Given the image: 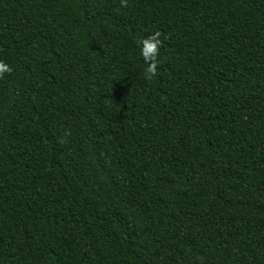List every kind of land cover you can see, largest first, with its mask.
I'll list each match as a JSON object with an SVG mask.
<instances>
[{
	"label": "trees",
	"instance_id": "1",
	"mask_svg": "<svg viewBox=\"0 0 264 264\" xmlns=\"http://www.w3.org/2000/svg\"><path fill=\"white\" fill-rule=\"evenodd\" d=\"M0 62V264H264V0H0Z\"/></svg>",
	"mask_w": 264,
	"mask_h": 264
},
{
	"label": "clouds",
	"instance_id": "2",
	"mask_svg": "<svg viewBox=\"0 0 264 264\" xmlns=\"http://www.w3.org/2000/svg\"><path fill=\"white\" fill-rule=\"evenodd\" d=\"M121 2L123 4L124 0H121ZM160 36V32L157 31L143 38L140 42V55L147 64L146 72L149 74H155L157 70V56L161 44ZM10 71L11 69L8 64L0 62V75Z\"/></svg>",
	"mask_w": 264,
	"mask_h": 264
}]
</instances>
